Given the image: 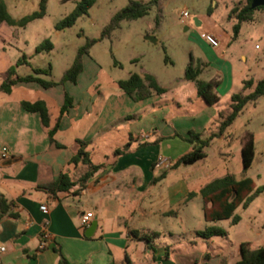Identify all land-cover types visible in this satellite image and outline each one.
Segmentation results:
<instances>
[{"label":"crops","instance_id":"1","mask_svg":"<svg viewBox=\"0 0 264 264\" xmlns=\"http://www.w3.org/2000/svg\"><path fill=\"white\" fill-rule=\"evenodd\" d=\"M235 1L238 0H223L224 19L232 26L235 19L230 18L229 13L237 6ZM218 4L215 1V7ZM195 20L199 23L197 26L203 24L198 17ZM204 32L212 33L220 40L215 28L199 31V43H195V48L200 54L192 55V65L201 69L199 79L214 84L213 90L219 97L214 105H219L225 98L229 99L227 105L232 94L242 91L245 81L253 76L242 75L236 84V68L226 57L225 44L220 41L218 47L211 46L203 39ZM219 61H222L221 64H218ZM10 66L0 70L2 82ZM83 73L77 83H65L66 86H75L74 94L64 91L56 95L52 92L58 85L44 88L36 82L18 83L10 93L0 91V197L7 204L6 213L0 216V264H61L62 255L70 264H235L240 258L242 242H249L252 248L264 246V208L254 215L250 226L251 235L257 243L254 246L253 240L233 235L239 222L233 224L231 219L207 221L203 197L196 194L188 198L191 191L197 192L190 187L192 176L175 173L180 165H173L194 144L175 136L177 132L169 129L166 118L170 114L165 110L158 117L159 129L156 126L155 131L136 139L130 136L127 149H124L126 136L116 141L112 154L99 162L106 166L89 179L83 191L77 193L75 186L70 191L49 194L43 186L54 181L61 172L71 168L79 175V171L82 173L86 169L85 166L74 169L69 165L78 147V139L88 143L87 151L92 155L89 147H94L96 136L111 131L129 117L127 109H123L121 104L130 100L127 97L130 95L118 92V101L113 100L111 106L106 101L105 106L98 109L96 120H88L83 135L79 136L76 123L92 115L96 102V96L89 95V88L81 81ZM150 74L166 91L152 93L141 100L130 96L137 105L138 113L145 103H162L175 90L179 91V99L185 97L184 90H179L180 86H176L175 81L163 83L157 74ZM180 81L192 82L197 93L195 81L188 80L186 76ZM256 82L254 80V84ZM92 83L95 85L97 79H91L89 87ZM234 87L238 88L235 92ZM18 89L40 92L41 96L29 101L42 99L47 103L51 126L59 116L65 93L73 98V106L62 118L55 134L56 141L64 146L51 142L49 127L42 123L39 113L22 107L21 102L26 99L13 97ZM51 100L57 105L55 114L50 111ZM214 105L207 104L201 110L198 117L205 116L198 121L201 127L205 128L210 122L208 112ZM156 113V110L153 111V114ZM176 119L179 121L177 131L187 137L189 131L194 130L187 120L194 122L196 118L187 114ZM172 120L175 121V118ZM74 125L70 142H65L59 137L61 132ZM208 137L202 136L203 139ZM222 138H225L224 134L216 137L218 140ZM3 147L8 148L9 156L2 157ZM116 149H123L125 153L115 155ZM219 155L224 157L225 152ZM160 156L169 158V168L155 164ZM44 203L49 207L48 213L40 208ZM88 211L93 212V219L89 225L81 227V214ZM93 221L96 225L92 227ZM211 225L223 228L226 236L204 238L198 235L197 231ZM134 230H139L140 234L135 235ZM44 231L50 234L51 239L47 247L40 248ZM57 247L61 253L56 250Z\"/></svg>","mask_w":264,"mask_h":264},{"label":"rangeland","instance_id":"2","mask_svg":"<svg viewBox=\"0 0 264 264\" xmlns=\"http://www.w3.org/2000/svg\"><path fill=\"white\" fill-rule=\"evenodd\" d=\"M4 1L10 15L19 19L39 10L41 0ZM77 1L47 0L45 15L31 21L25 27L0 22V70L16 65V61L22 55H26L29 63L17 66L18 74L33 73V67L51 66V74L41 75V77L59 81L73 63L79 48L90 39H98L90 48L89 54L83 57L85 67L81 81L85 87L89 88V95L96 96V102L93 105L92 115L85 116L76 123L79 136L83 135V130L90 120H96L98 109L102 105L105 106L106 101L110 106L113 100L118 101L117 93L124 91L119 88L117 82L128 79L132 73L139 75L155 73L163 83L175 81L174 84L180 86L179 90L185 92L183 99H179V91L175 90L173 94L168 95L167 99L162 100V103L158 104L156 101L145 103L140 113L130 96H127L130 100L120 101L123 109H127L129 117L111 131L96 136L94 147H89L95 163L102 162L105 156H110L115 142L119 141L123 135L127 138L126 146H124L126 149L130 145V136L136 139L155 131L157 127L159 129L158 117L164 110L170 114L166 120L170 125L169 129L174 133H179L176 126L179 121L176 117L187 114L194 115L196 118L194 122L187 121L194 131L201 133L202 136H210L218 130L220 120L218 110L224 108L229 99H222L219 105L212 106L208 112L211 120L203 128L198 121L205 116H198L207 104L197 96L192 82L180 81V78L185 77L188 65L192 63V55L200 54V51L195 48V43H199V31L215 28L219 32L220 41L225 44L226 57L236 68V84L242 75L253 76L252 79L255 82L264 77V8L254 11L253 20L242 23L236 37H234L232 25L224 19L223 0H161L157 5H153L145 16L123 20L119 28L104 37L102 32L112 17L131 0H97L86 14L77 19L75 24L57 30L55 24L71 12ZM138 1L148 2L149 0ZM215 1L219 2L217 7L214 5ZM246 2L247 0H238L235 4L242 5ZM210 8L211 12L208 11ZM184 10L191 15L187 21H184L181 16ZM212 10L215 11L212 12ZM196 17L203 22L202 25H196ZM147 35L154 36L157 42L147 39ZM46 39L52 41L54 48L51 51L37 52V45ZM221 62L219 61L218 64ZM95 78L97 79L95 85L98 87L96 88L93 83L89 87L91 79ZM253 88L254 85L242 91L249 93ZM233 90L235 92L238 88L234 87ZM64 91L74 94L76 88L72 84L68 86L59 84L52 93L58 95L59 92L64 93ZM38 96H41L40 92L19 89L13 94V97L26 100H32ZM155 110L157 115L153 114ZM50 111L53 114L57 112L54 100L50 101ZM172 118H175V121ZM74 129L75 125L61 132L59 137L65 142H70ZM246 131L252 132L255 137V158L247 171L243 168L240 150L241 137ZM224 135L225 138L220 140L214 138L215 142L211 141L212 143L205 148L207 153L205 158L191 165L181 164L175 173L191 174L190 187L197 191L213 178L229 173L237 179L250 177L256 186L264 185V96L256 102L246 104ZM191 149L192 147L189 150ZM222 151L225 152L224 157L219 155ZM260 208H264V194L257 196L247 207L241 204L236 209L241 220L235 226L233 235L253 240L254 246L257 243L251 235L250 226Z\"/></svg>","mask_w":264,"mask_h":264},{"label":"trees","instance_id":"3","mask_svg":"<svg viewBox=\"0 0 264 264\" xmlns=\"http://www.w3.org/2000/svg\"><path fill=\"white\" fill-rule=\"evenodd\" d=\"M97 0H78L69 14L64 16L55 24L57 30H61L75 24L77 19L86 14L88 10L95 4ZM161 0H149L142 2L131 0L124 8L119 10L111 19L109 24L102 32V37L109 36L112 31L120 27L123 20H133L148 14L153 5H157ZM252 0H247L245 4L233 7L229 13L230 18H234L235 22L232 26L234 37H236L241 29L242 23L253 20V14L256 9L264 8V6L252 8ZM47 0L40 1V8L22 18L16 19L12 17L8 11L6 2L0 0V22H6L8 25L25 27L31 21L41 18L46 13ZM211 12V8L208 10ZM98 41V39H90L77 52V55L71 66L64 72L59 81L47 80L41 75H50L51 66L47 68L33 67V73L20 75L17 73V66L22 63H29L26 55H22L16 62V65H11L6 71V78L0 84V91L10 93L13 87L21 82L29 83L36 82L44 88H51L66 82L77 83L80 74L84 69L83 57L89 54L90 48ZM54 44L49 39L44 40L36 47L37 52L51 51ZM201 69L194 67L191 64L186 69V78L190 81H195L197 84V93L207 104L214 105L219 101V97L214 92V84L210 81L199 79ZM117 85L124 92L129 94L135 100H141L152 93L161 94L166 91L161 87L155 76L146 73L143 77L137 73H132L128 79L118 80ZM254 88L249 93L243 91L233 93L230 102L219 111L220 122L218 130L212 133L208 138L203 139L202 134L194 130H190L187 137L175 133V136L194 144L192 150L183 154L174 163L173 167L181 164L190 165L205 158L207 153L205 148L210 145L211 141L222 136L226 129L229 128L239 114L243 111L246 104L256 102L260 97L264 96V77L259 79L255 84L253 79L245 81L244 89L248 87ZM247 86V87H246ZM22 107L29 112L39 113L42 123L49 127V137L52 143L57 146H64L58 143L55 139V134L60 128L61 120L64 115L73 106V98L65 93V100L60 109L59 116L54 125L50 123V112L47 103L42 100L29 101L23 100ZM78 147L69 160V165L77 169L80 166H85L86 169L76 175L71 168L60 173V175L52 182L43 186V188L51 195H57L60 192L70 191L73 187H77V193L83 191L90 178L97 172L103 169L105 163H94L89 151H87L88 143L81 139L77 140ZM115 155L124 154L123 149H116ZM241 156L243 168L247 171L253 164L255 158V137L250 131H246L241 137ZM264 191V185L256 186L255 182L250 177L237 179L233 174H225L220 177H215L206 182L199 191H191L188 198H192L196 194H200L204 200V213L207 221H219L231 219L233 224H237L241 217L236 213L239 205L243 204L247 207L254 198ZM0 216L6 213L7 204L4 198L0 197ZM135 235H139V230H134ZM199 236L210 238L213 236H226L227 232L216 225H211L203 230L197 231ZM156 235V233H154ZM61 253L60 248L56 249ZM240 258L235 264H264V246L252 248L249 242H242L239 247ZM62 255V254H61ZM61 264H70L62 255ZM227 264V263H224Z\"/></svg>","mask_w":264,"mask_h":264},{"label":"built area","instance_id":"4","mask_svg":"<svg viewBox=\"0 0 264 264\" xmlns=\"http://www.w3.org/2000/svg\"><path fill=\"white\" fill-rule=\"evenodd\" d=\"M181 16H182L184 21H187L191 15L187 10H184L182 12ZM202 37L208 44H210L213 47H218L220 45V40L212 33L204 32L202 34ZM1 155H2V157H6V156L10 155V151L8 150L7 147L2 148ZM155 164L157 166H163L165 168H169L171 166V161L169 160L168 157L160 156L156 160ZM40 208L44 213L49 212V207L46 203L42 204ZM92 219H93V212H91V211L84 212L83 214H81V218H80L81 227H86L87 225H89ZM50 239H51L50 234L47 231H44L41 234L40 248L47 247ZM1 249L4 250L3 247Z\"/></svg>","mask_w":264,"mask_h":264},{"label":"water","instance_id":"5","mask_svg":"<svg viewBox=\"0 0 264 264\" xmlns=\"http://www.w3.org/2000/svg\"><path fill=\"white\" fill-rule=\"evenodd\" d=\"M251 6H252V8L264 6V0H252ZM196 25H199V23L196 22ZM146 38L151 40V41H153V42H157V39L154 36H152V35H147ZM95 225H96V223H95V221H93L92 222V227L95 226Z\"/></svg>","mask_w":264,"mask_h":264}]
</instances>
